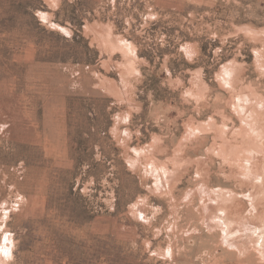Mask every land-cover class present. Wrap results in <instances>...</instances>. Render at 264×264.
I'll return each mask as SVG.
<instances>
[{
    "label": "rangeland",
    "instance_id": "374dc122",
    "mask_svg": "<svg viewBox=\"0 0 264 264\" xmlns=\"http://www.w3.org/2000/svg\"><path fill=\"white\" fill-rule=\"evenodd\" d=\"M0 264H264V0H0Z\"/></svg>",
    "mask_w": 264,
    "mask_h": 264
}]
</instances>
